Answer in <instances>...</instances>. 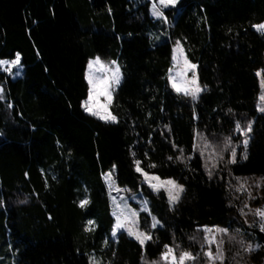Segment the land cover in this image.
<instances>
[{"label":"trees","instance_id":"1","mask_svg":"<svg viewBox=\"0 0 264 264\" xmlns=\"http://www.w3.org/2000/svg\"><path fill=\"white\" fill-rule=\"evenodd\" d=\"M178 7L176 17L175 10H166L168 26L161 29L168 35L158 42L147 2L0 0V58L14 59L18 52L23 66L16 77L0 71L6 97L0 101V264H87L93 249L105 264H141V248L126 234L100 252L113 222L102 173L116 165L120 186L131 188L139 179L132 151L145 167L157 165L146 170L172 177L186 189L171 210L163 193L148 197L164 225L154 231L161 246L171 244L174 234L184 249L199 252L203 233L196 229L202 225L231 223L248 232L238 211L242 196L233 199L227 169L221 166L222 173L209 180L202 160L193 159L189 170L167 157L178 154L172 141L186 155L191 152L194 129L215 141L229 134L236 119H252L248 158L230 169L240 177L264 175V113L256 110L255 75L264 67V35L252 27L264 22V0H182ZM177 39L197 65L198 82L207 86L195 103L168 85ZM97 55L117 60L122 69L109 108L119 123L100 121L80 106L87 91L86 64ZM229 108L233 115H226ZM164 125L171 132L162 136ZM85 188L91 204L81 209L76 202ZM89 219L99 226L91 234L84 231ZM145 219L142 214L148 228L151 220ZM249 232L247 239L259 243L258 255L264 256V233ZM193 235L195 242L188 239ZM225 238L226 262L236 264L238 246ZM160 251L150 242L147 258Z\"/></svg>","mask_w":264,"mask_h":264},{"label":"snow or ice","instance_id":"2","mask_svg":"<svg viewBox=\"0 0 264 264\" xmlns=\"http://www.w3.org/2000/svg\"><path fill=\"white\" fill-rule=\"evenodd\" d=\"M182 4V0H150V13L159 20L162 24H167L168 17L165 14L166 10H177L178 5ZM252 27L264 35V22L254 24ZM231 31V29L229 30ZM159 39V37H156ZM172 66L168 70L167 81L170 88L178 95L191 98L193 103L200 99L203 91L207 90V86H201L198 82L197 65L192 63L188 58L185 48L181 40L174 41L171 55ZM21 56L17 52L14 59L0 58V71L7 73L10 77L20 75ZM255 75L260 78V95L256 110L264 113V70H257ZM123 79L122 69L117 60L105 61L99 55L89 58L87 67L84 72V80L87 84L86 96L80 101V106L85 113L97 118L105 123H119L118 117L113 115L109 108L112 105L113 95L116 89L120 86ZM5 86L0 84V101H5ZM7 107H13L11 102H7ZM233 110L229 108L226 115H233ZM151 114L149 113V116ZM254 120L249 119L242 122L239 119L234 121V128L229 134L222 138L211 140L209 136L194 129L193 142L191 145V152L185 154V149L180 147L175 141L171 142L172 149L178 154L175 156H168L169 161L175 160L183 163L190 169V162L193 159H200L203 161V168L209 180H212L216 173L221 172L222 168L228 170V176L231 179L228 181V189L233 193V199L238 200L240 197L235 195L246 194L247 200L243 202L242 207L238 208L239 214L243 216L244 224L248 229L258 228L259 232L264 233V207L252 209L250 201L257 199L253 196V188H264V175L259 178L256 177H240L235 176L231 172L230 166L235 165L238 159L246 160L248 158V149L253 132ZM167 132L161 131V135L165 136L171 132L168 125H164ZM216 136L215 133H212ZM239 150V151H238ZM145 158H148V153L145 152ZM132 168L138 175V182L133 183L132 187H121L118 176L115 174L116 165L112 166L108 172L102 173V178L105 183V189L109 198L110 204V232L104 237L101 242L100 252L103 253L109 249V241L117 242L119 236L126 234L133 238L141 248V264H199L201 258H204V264H224L225 253L223 250L224 239L227 236L229 241L238 246V251L235 253L233 259L239 257L241 252L252 253L258 251L261 247L259 243L253 245L247 237L253 235L251 232H246L243 227L231 228V223L228 227H221L219 225H202L198 226L196 231L202 232V242H200V251L193 253L186 250L180 243H177L175 235L171 244H159L158 236L154 235V231L163 228L162 221L152 213L150 207L151 201L149 196H160L163 193L167 197V203L170 210L177 205L186 191L185 186L179 183L172 177L162 178L160 175L146 169H155L157 165L154 162H149L146 167L141 159L137 158L136 152H131ZM42 175L44 174L41 170ZM27 176L28 174L25 173ZM219 179L223 180V174ZM55 180L56 176L53 175ZM235 181V184L232 181ZM249 181H253L249 183ZM45 186L47 187V179H45ZM132 202L136 203V207L132 206ZM0 200V205H3ZM20 203H27V199L21 200ZM77 206L81 209L86 208L91 204L90 194L85 188V195L82 199H78ZM229 206H233L231 203ZM247 209L248 211H245ZM142 214H146L150 218L151 223L148 228L142 226ZM251 214L254 218L252 223H249L247 216ZM51 219V217H49ZM99 226L94 220H87L84 225L86 233H94ZM231 229V230H230ZM189 241H196V236H189ZM156 243L161 247V251L155 259L149 260L146 255L147 246ZM215 246V251H213ZM11 250V245H9ZM87 264H105L104 257L97 256L95 249L91 253H87ZM112 255L115 257V251L112 250ZM3 257H0L2 260ZM107 264H111L109 260Z\"/></svg>","mask_w":264,"mask_h":264},{"label":"rangeland","instance_id":"3","mask_svg":"<svg viewBox=\"0 0 264 264\" xmlns=\"http://www.w3.org/2000/svg\"><path fill=\"white\" fill-rule=\"evenodd\" d=\"M133 1L134 3H139V2H147V5H148V9H149V14L150 16L153 18V20H155L156 24H157V29H159V33H158V37L159 39H157L158 42L164 40V37L168 35V33H166L165 31H163L161 29V26H163V24L155 19L151 13H150V0H131ZM178 10H179V7H177V10H175V13L173 14V17H176V14L178 13ZM166 27L168 26V24H164ZM168 29V28H166ZM174 46V43H172V46H171V55H172V48ZM104 60V59H103ZM105 61H110V60H105ZM171 66H172V62H171ZM86 67H87V64H86ZM86 70V68H85ZM260 70H264V67ZM23 73V66L21 64V68H20V75ZM7 74V73H6ZM16 77V76H15ZM260 79V78H258ZM260 95V90H259V94H258V97ZM114 96V95H113ZM191 99V98H190ZM258 103V102H257ZM110 111V110H109ZM112 169V168H111ZM110 170V169H109ZM108 170V171H109ZM107 171V172H108ZM115 173H116V169H115ZM249 177H256V178H259L261 176H249ZM253 181H249V183H252ZM121 187H125V186H121ZM252 190V194L253 196H256L257 199L255 200H252L250 201V205H251V208L252 209H256V208H261V207H264V188H260V189H256V188H253L251 189ZM108 196V195H107ZM242 196V205H243V202L246 201L248 198H247V195L244 194V195H241ZM109 200V198H108ZM110 205V204H109ZM132 206L133 207H136V203L135 202H132ZM245 211H248L247 209H245ZM243 218V221H244V217L241 216ZM254 219H258V218H254L251 214H249L247 216V220L249 221V223H252L254 221ZM222 227V226H221ZM247 227V225H246ZM258 229V228H256ZM251 229H248L247 228V231L249 232ZM259 230V229H258ZM224 239V244H223V250H224V253H225V244H226V238L223 237ZM256 243H253V245H255ZM261 248V247H260ZM261 249H259L258 251H255V252H252V253H247V252H241V255H240V259L238 260V262H236V264H264V256L263 255H258V252H260ZM213 251H215V246H213ZM254 254V257L252 256ZM224 264H227L226 262V253H225V260H224Z\"/></svg>","mask_w":264,"mask_h":264}]
</instances>
